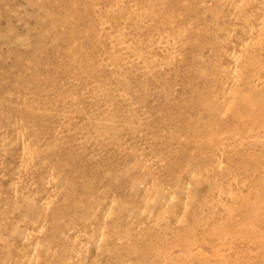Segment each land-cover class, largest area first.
<instances>
[{
	"label": "rangeland",
	"instance_id": "1",
	"mask_svg": "<svg viewBox=\"0 0 264 264\" xmlns=\"http://www.w3.org/2000/svg\"><path fill=\"white\" fill-rule=\"evenodd\" d=\"M0 264H264V0H0Z\"/></svg>",
	"mask_w": 264,
	"mask_h": 264
}]
</instances>
